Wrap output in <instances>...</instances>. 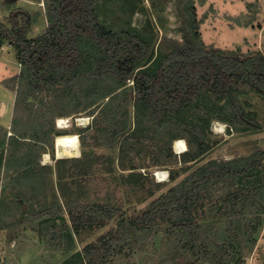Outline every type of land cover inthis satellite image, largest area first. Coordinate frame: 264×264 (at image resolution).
I'll return each instance as SVG.
<instances>
[{
	"label": "rangeland",
	"instance_id": "obj_1",
	"mask_svg": "<svg viewBox=\"0 0 264 264\" xmlns=\"http://www.w3.org/2000/svg\"><path fill=\"white\" fill-rule=\"evenodd\" d=\"M52 1L0 0V21L6 24L13 11L25 12L34 21L28 35V39H34L48 27ZM191 5L201 23L199 31L205 48L241 58H255L260 52L264 53V0H97L95 8L103 26L139 31L150 40L154 54H160L150 67L154 71L163 56L183 45L194 44L193 23L188 12ZM7 25L12 28L11 23ZM0 45V264H78L85 247L98 244L113 228L121 229L120 226L125 225L129 229V242L113 252L106 264H178V261L190 264L196 261V257L178 245L180 236L185 234L176 225L160 223L149 231L130 227L132 216L142 213L175 184L167 181L168 177L167 182H158L154 173L158 170L180 172L185 154L179 156L183 153L175 152V135L185 140L187 150L188 137L176 130L179 126L167 127L169 130L163 132L158 121L145 117L138 123L133 80L127 82L124 90L112 95L117 99L115 106L109 103L104 109L109 98L100 103L96 95L111 89L109 82L104 87L80 82L46 89L26 81L25 91L20 96L28 68L20 63L10 37H5ZM83 52L91 65L102 58L92 44L85 46ZM89 95L93 96L91 104H94L90 109ZM19 99L21 106L17 110ZM239 100L249 112L252 125L242 131L230 129L225 123V131L217 133L212 128L216 123L213 122L207 138L211 145L209 154L182 174L180 181L212 160L231 161L264 153V96L252 92L240 95ZM121 107L124 111L119 120ZM110 111L117 114L120 130L113 142L109 139V122L114 119H110L113 115ZM61 117L71 118L70 129L57 128ZM79 117H88L89 124L80 126ZM14 128L19 136L29 135L27 137L32 136L34 140L18 141L19 136L12 140ZM64 133L79 135L80 158H56L55 136ZM168 145L178 156L179 166L167 165L164 150ZM45 153L51 155L49 164L44 163ZM27 156L37 157L28 174L33 175V179L17 185V178L29 168L24 165ZM59 160L68 161L61 171ZM152 177L161 186H155L150 194L147 190ZM34 183L43 186L35 187ZM224 188L221 183L208 191V205L197 215L194 227L204 241L210 242L211 236L220 228L228 230V223L233 221L237 243L229 249V264H264V213L257 215L263 225L246 235L242 218L232 216L230 198L233 197L227 196ZM67 204H112L119 212L109 224L85 225L76 232L66 213ZM257 208L259 205L254 210ZM29 211L36 214L47 211L55 216L33 223ZM199 261L209 264L202 259Z\"/></svg>",
	"mask_w": 264,
	"mask_h": 264
},
{
	"label": "trees",
	"instance_id": "obj_2",
	"mask_svg": "<svg viewBox=\"0 0 264 264\" xmlns=\"http://www.w3.org/2000/svg\"><path fill=\"white\" fill-rule=\"evenodd\" d=\"M96 1L53 0L49 6L48 27L34 39H28L34 21L25 12L13 11L6 24L0 21V43L5 37H10L20 63L29 71L26 79H22L20 96L25 91L26 81L46 89L80 82L98 83L104 87L109 82L111 89L96 95L100 103L109 98L102 107L104 109L109 103L115 106L114 101L117 99L112 95L124 90L127 82L133 80L137 96L135 118L138 123L145 117L150 121H158L163 132L169 130L167 127L176 128L175 125H178L176 130L188 137V150L179 155L185 154L180 166L181 173H169V180L175 184L166 194L153 200L142 213L132 216L130 227L149 231L160 223L176 225L185 234L180 236L178 245L197 259L190 264H201L199 259L209 264H229V249L237 243L234 222L228 223V230L220 228L210 237V242L204 241L199 230L194 227V222L200 211L208 205V191L223 183L227 196L233 197L230 198L232 216L242 218L245 234L260 228L263 225L262 218L257 215L264 213V153L257 152L254 156L231 161L212 160L185 179L180 181V178L192 165L203 161L209 154L211 145L207 138L213 122H223L230 129L234 127L242 131L252 125L250 114L240 102L239 96L252 92L264 96V53L260 52L255 58H241L205 48L199 31L201 23L197 20L195 7L191 5L188 12L193 23L194 44L189 47L183 45L169 52L163 56L158 67L151 71V65L160 54H154L150 40L139 31L103 26L97 18ZM7 22L11 23L12 28ZM89 44L94 45L102 55L101 60L92 65L83 52V48ZM159 47L162 49L161 45ZM92 97L88 96L89 109L94 105L91 104ZM20 106L21 99L16 101V109ZM123 111L118 113L119 120L122 119ZM110 113L113 114L110 119H114L109 122V139L113 142L120 130L117 114L112 111ZM27 125L29 123H25ZM13 131L12 140L19 136L15 128ZM52 132L53 129L48 134ZM27 136H19L17 140H34L32 136ZM175 137V141L180 140ZM164 152V159L169 162L167 165H180L170 145ZM36 161L37 157L25 158L24 165L29 168L17 178V185L33 179V175L28 174L32 163ZM66 162L59 160L60 171ZM149 179L147 191L152 194L155 186L161 185L155 183L153 177ZM40 185L43 186L41 183L33 184L39 188ZM258 205L259 208L254 210ZM118 212V208L112 204L66 205V213L76 232L85 225L92 227L109 224L115 220ZM28 214L33 223L55 216L47 211L37 214L29 211ZM251 215L254 217L251 218ZM120 227L113 228L98 244L85 247L78 264H106L113 252L129 242L128 227ZM232 260L231 257L230 262ZM178 264L182 263L178 261Z\"/></svg>",
	"mask_w": 264,
	"mask_h": 264
},
{
	"label": "bare ground",
	"instance_id": "obj_3",
	"mask_svg": "<svg viewBox=\"0 0 264 264\" xmlns=\"http://www.w3.org/2000/svg\"><path fill=\"white\" fill-rule=\"evenodd\" d=\"M78 121L81 122L80 126H85L89 124V118L79 117ZM70 117H61L58 118L57 128L59 130H68L71 128ZM226 124L223 122L214 123L213 130L217 133H223L225 131ZM187 145L184 140H177L175 143V152L183 153L186 151ZM54 154L57 159H73L81 157V148H80V138L77 133H64L58 134L55 136L54 143ZM52 161L51 155L45 153L44 163L49 164ZM157 180L159 182L166 181L168 177V172L163 170L157 171Z\"/></svg>",
	"mask_w": 264,
	"mask_h": 264
},
{
	"label": "built area",
	"instance_id": "obj_4",
	"mask_svg": "<svg viewBox=\"0 0 264 264\" xmlns=\"http://www.w3.org/2000/svg\"><path fill=\"white\" fill-rule=\"evenodd\" d=\"M0 47H1V45H0ZM4 47L2 46V49H3ZM213 125H214V123H213ZM212 128H213V126H212ZM185 141V140H184ZM175 143H176V141H175ZM174 147H175V144H174ZM186 150H187V148H186ZM179 154H181V153H179ZM168 172V171H167ZM157 172H155L154 173V176H155V179L157 180ZM169 176H170V174H169V172H168V178H167V181L169 180ZM158 181V180H157ZM167 181H164V182H167ZM159 182V181H158Z\"/></svg>",
	"mask_w": 264,
	"mask_h": 264
},
{
	"label": "water",
	"instance_id": "obj_5",
	"mask_svg": "<svg viewBox=\"0 0 264 264\" xmlns=\"http://www.w3.org/2000/svg\"><path fill=\"white\" fill-rule=\"evenodd\" d=\"M4 107V106H3ZM55 234H52V236H54Z\"/></svg>",
	"mask_w": 264,
	"mask_h": 264
},
{
	"label": "crops",
	"instance_id": "obj_6",
	"mask_svg": "<svg viewBox=\"0 0 264 264\" xmlns=\"http://www.w3.org/2000/svg\"><path fill=\"white\" fill-rule=\"evenodd\" d=\"M3 106L5 107V105L3 104Z\"/></svg>",
	"mask_w": 264,
	"mask_h": 264
},
{
	"label": "clouds",
	"instance_id": "obj_7",
	"mask_svg": "<svg viewBox=\"0 0 264 264\" xmlns=\"http://www.w3.org/2000/svg\"><path fill=\"white\" fill-rule=\"evenodd\" d=\"M187 151V150H186ZM184 153V152H183Z\"/></svg>",
	"mask_w": 264,
	"mask_h": 264
}]
</instances>
